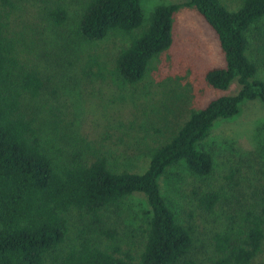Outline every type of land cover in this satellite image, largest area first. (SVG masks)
<instances>
[{
    "label": "trees",
    "instance_id": "1",
    "mask_svg": "<svg viewBox=\"0 0 264 264\" xmlns=\"http://www.w3.org/2000/svg\"><path fill=\"white\" fill-rule=\"evenodd\" d=\"M186 5L214 31L223 53L224 66L206 72L207 84L225 91L235 80L239 89L192 113L171 140L152 151L142 173L110 168L105 153L92 147H71L65 156L42 138L41 116L28 101L42 96L44 79L19 62L0 22V264H196L190 256L195 247L191 229L177 221L159 180L179 163L196 177L210 175L212 156L198 146L214 122L234 117L244 101L264 103V82L256 79L257 68L248 55L251 28L264 19V0H243L236 11L219 0H188ZM0 6L14 8L12 0H0ZM179 6L156 7L143 27L141 0H88L76 22L73 45L96 43L112 32L129 36L113 73L121 83L136 84L150 61L170 47ZM46 17L51 30L67 22L59 3ZM134 194L145 197L150 214L137 256L122 251L115 231L103 222L107 213L121 214L123 201ZM253 197L236 231L211 237L210 264H250L261 252L264 189ZM219 200L214 191L199 194L197 208L211 213ZM72 212L83 218V228L72 230ZM94 232L97 239L90 235Z\"/></svg>",
    "mask_w": 264,
    "mask_h": 264
},
{
    "label": "rangeland",
    "instance_id": "2",
    "mask_svg": "<svg viewBox=\"0 0 264 264\" xmlns=\"http://www.w3.org/2000/svg\"><path fill=\"white\" fill-rule=\"evenodd\" d=\"M87 1L12 0L13 9L0 6L2 32L14 43L19 62L44 79L42 96L27 99L41 116L42 138L65 156L71 147H92L105 153L110 168L142 173L152 151L171 140L192 113L216 98L236 94L239 86L234 80L220 91L207 84L206 72L224 66V57L216 34L186 5L188 0H141L143 27L156 7L180 5L173 15L172 43L150 61L140 82L121 83L113 73L114 61L129 36L112 32L99 42L73 45L75 25ZM219 2L236 11L243 0ZM55 3L64 7L67 22L51 30L46 14ZM248 38L256 79L264 82V19L252 26ZM198 149L212 156L210 175L196 177L179 163L166 171L159 184L177 221L191 229L195 247L190 256L196 264H210L211 237L236 231L243 211L255 202L253 193L263 192L264 103L242 102L234 117L214 122ZM208 191L220 194L211 213L198 209L196 202L199 194ZM121 209V214L107 213L103 222L115 231L122 251L137 256L150 215L147 201L134 194ZM69 222L73 231L85 226L74 212ZM90 235L97 239L95 232ZM250 264H264V240Z\"/></svg>",
    "mask_w": 264,
    "mask_h": 264
}]
</instances>
